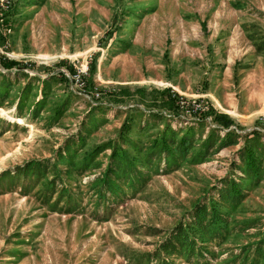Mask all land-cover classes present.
I'll return each mask as SVG.
<instances>
[{
    "label": "rangeland",
    "instance_id": "374dc122",
    "mask_svg": "<svg viewBox=\"0 0 264 264\" xmlns=\"http://www.w3.org/2000/svg\"><path fill=\"white\" fill-rule=\"evenodd\" d=\"M0 264H264V0H0Z\"/></svg>",
    "mask_w": 264,
    "mask_h": 264
},
{
    "label": "trees",
    "instance_id": "16d2710c",
    "mask_svg": "<svg viewBox=\"0 0 264 264\" xmlns=\"http://www.w3.org/2000/svg\"><path fill=\"white\" fill-rule=\"evenodd\" d=\"M11 15H12V11L10 13L6 14V17H9ZM2 64L6 68H12V67H15L16 65H18L19 63L14 61V60L13 61H10V60L7 61V60L3 59L2 60ZM91 69H92V72H93V70H94V66L93 65H90V70L89 71H91ZM73 71H76V70H73ZM170 100L174 102L173 104L178 106L177 101L174 98H170ZM212 111H214V110L212 109ZM216 120L218 122H220L221 124H223L225 127H229L233 123V120L229 119L224 114H216ZM251 159H252V157L250 158V160Z\"/></svg>",
    "mask_w": 264,
    "mask_h": 264
},
{
    "label": "built area",
    "instance_id": "2783aa9c",
    "mask_svg": "<svg viewBox=\"0 0 264 264\" xmlns=\"http://www.w3.org/2000/svg\"><path fill=\"white\" fill-rule=\"evenodd\" d=\"M81 74V73H80ZM80 74L77 76V80H76V86L78 87H82L83 86V82H80ZM80 85V86H79ZM95 97H100V92H96L94 94Z\"/></svg>",
    "mask_w": 264,
    "mask_h": 264
}]
</instances>
